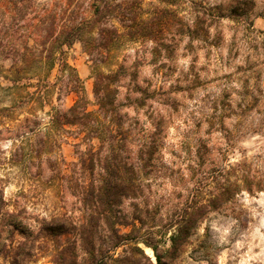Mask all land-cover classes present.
<instances>
[{
	"label": "rangeland",
	"instance_id": "1",
	"mask_svg": "<svg viewBox=\"0 0 264 264\" xmlns=\"http://www.w3.org/2000/svg\"><path fill=\"white\" fill-rule=\"evenodd\" d=\"M124 1L137 25L111 19L120 35L102 52L97 69L116 70L137 51L147 57L153 48L161 50L154 64L137 68V82L170 94L121 109L134 143L153 130L157 115L164 130L152 165L140 174L146 184L137 200L143 223L135 222L131 236H138L143 255L125 241L103 253L101 264H119L117 258L135 264H264V0H254V29L222 18L220 40L200 49L189 48L186 37L177 41L176 19L163 11L186 21L190 0ZM214 40L210 36L208 42ZM166 46L174 47L169 56ZM62 49L71 68L65 74L78 76L93 128L51 124L55 110L67 109L75 99L57 59L27 69L19 82L12 80L11 60L0 59V264H55L60 247L39 232L36 220L86 212L79 197L89 173L80 168L79 156L89 143L98 146L96 133L103 136L110 122L93 95V57L79 41ZM127 87L123 79L120 99ZM26 118L36 121L33 131L5 132H16ZM87 130L89 141L83 139ZM133 203L125 200L121 206L129 220ZM95 245L106 249L107 242ZM71 250L62 264H80L82 258L91 264L78 248L76 256Z\"/></svg>",
	"mask_w": 264,
	"mask_h": 264
},
{
	"label": "trees",
	"instance_id": "2",
	"mask_svg": "<svg viewBox=\"0 0 264 264\" xmlns=\"http://www.w3.org/2000/svg\"><path fill=\"white\" fill-rule=\"evenodd\" d=\"M166 1L174 4L177 0ZM190 2V16L186 21L173 11L163 10L164 13H172L176 19L174 35L178 37L177 41L186 37L189 48L194 45L197 49L215 45L221 37L222 18L246 22L250 29H254L251 21L254 0H217L213 4L203 0ZM79 7L82 8L80 12ZM129 13L124 0H47L43 3L37 0H0V59L11 60L15 72L12 80L19 82L25 78L27 69L51 64L57 59L58 71L64 77L66 90L75 93L72 105L65 110H55L51 124L88 129L93 128L95 122L87 110V98L78 76L75 73L65 74L70 67L63 59L62 47L76 41L81 42L93 57V95L100 113L110 122L103 136L101 130L96 133L98 146L94 148L89 143V147L79 156L80 168L89 173L79 197L86 212L77 217L71 212H62L36 220L39 232L60 247L54 255L55 264L63 263L64 254L69 252V248H72L71 255L76 256L74 249L78 248L88 256L91 264H101L103 253L125 241L135 243L132 249L143 255L137 246L138 236H131L137 228L135 222L143 223L137 200L142 197L146 184L140 174L152 165L164 126L162 116L157 115L153 130L134 143L129 137L130 128H124V114L120 112L123 106L141 107L148 98L161 99L170 92L163 91L162 87L150 91L137 82V68L145 63L154 64L155 58L161 55V50L155 48L147 57L145 53L135 52L131 62L123 60L116 70L102 72L97 69V62L102 61V52L120 35L111 19L117 16L123 23L125 20L130 21L131 26L137 25L136 16L131 17ZM123 26L131 27L127 24ZM210 36L215 39L214 42H208ZM173 48L166 46L164 51L169 56ZM57 52L59 55L55 58ZM123 79L128 80L129 91L120 99L118 87ZM35 123V120L26 118L22 125L16 127V132L9 128L5 132L26 134L33 131ZM89 138L90 130H87L83 139L89 141ZM134 146L136 149L131 152L130 148ZM125 200L134 201L130 220L121 208ZM6 216L17 215L6 213ZM128 226L131 231L121 232L120 227ZM96 240L107 242L106 249H96ZM116 261L119 264H135V260L127 261L124 258H117ZM80 264H86V258H82Z\"/></svg>",
	"mask_w": 264,
	"mask_h": 264
}]
</instances>
